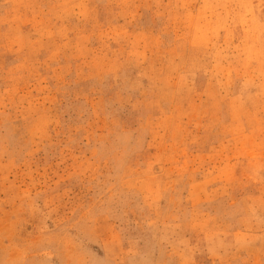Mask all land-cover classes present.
<instances>
[{"label":"rangeland","instance_id":"rangeland-1","mask_svg":"<svg viewBox=\"0 0 264 264\" xmlns=\"http://www.w3.org/2000/svg\"><path fill=\"white\" fill-rule=\"evenodd\" d=\"M0 264H264V0H0Z\"/></svg>","mask_w":264,"mask_h":264}]
</instances>
